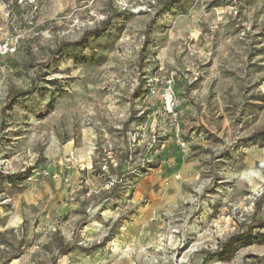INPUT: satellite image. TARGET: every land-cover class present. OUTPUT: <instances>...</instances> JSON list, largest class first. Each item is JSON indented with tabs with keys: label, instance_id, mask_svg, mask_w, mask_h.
<instances>
[{
	"label": "rangeland",
	"instance_id": "1",
	"mask_svg": "<svg viewBox=\"0 0 264 264\" xmlns=\"http://www.w3.org/2000/svg\"><path fill=\"white\" fill-rule=\"evenodd\" d=\"M0 175V264H264V0H0Z\"/></svg>",
	"mask_w": 264,
	"mask_h": 264
},
{
	"label": "trees",
	"instance_id": "2",
	"mask_svg": "<svg viewBox=\"0 0 264 264\" xmlns=\"http://www.w3.org/2000/svg\"><path fill=\"white\" fill-rule=\"evenodd\" d=\"M109 21V20H108ZM108 24L107 20L105 22L102 23V25L104 26L103 29H96L93 30L91 32H86L85 34L82 35V37L76 41V42H71V43H61L58 47V53L61 52H70V51H76L78 49H81L82 47H84L85 45H87L88 40L90 38H94V37H100L102 32L105 30V26ZM16 92L12 93V95L17 96V95H21V94H17L15 95ZM19 93V92H18ZM14 177L13 176H7V175H0V180H2L3 182L6 183H12L13 182ZM257 211L255 212L254 215V219L252 220L251 224V228H255V227H260L262 228L264 226V224L262 222H260L259 220H257V217L259 215V213L262 212V208L261 205L257 207L256 209Z\"/></svg>",
	"mask_w": 264,
	"mask_h": 264
},
{
	"label": "crops",
	"instance_id": "3",
	"mask_svg": "<svg viewBox=\"0 0 264 264\" xmlns=\"http://www.w3.org/2000/svg\"><path fill=\"white\" fill-rule=\"evenodd\" d=\"M85 167H88L87 166V161L85 162ZM74 166H58L57 167V171H58V177H57V179H55L52 183H54V185H57V186H59V184H60V176H62V174H63V172H65L66 170H68V171H70L69 173H68V175L70 176V180L72 181V180H75L76 178H77V171L75 170V168H73Z\"/></svg>",
	"mask_w": 264,
	"mask_h": 264
},
{
	"label": "built area",
	"instance_id": "4",
	"mask_svg": "<svg viewBox=\"0 0 264 264\" xmlns=\"http://www.w3.org/2000/svg\"><path fill=\"white\" fill-rule=\"evenodd\" d=\"M165 102H166V106L168 107L169 106V103H170L168 94H166Z\"/></svg>",
	"mask_w": 264,
	"mask_h": 264
},
{
	"label": "bare ground",
	"instance_id": "5",
	"mask_svg": "<svg viewBox=\"0 0 264 264\" xmlns=\"http://www.w3.org/2000/svg\"><path fill=\"white\" fill-rule=\"evenodd\" d=\"M250 175H252V176H256V175H258V172L255 171V170H253V171L250 172Z\"/></svg>",
	"mask_w": 264,
	"mask_h": 264
}]
</instances>
